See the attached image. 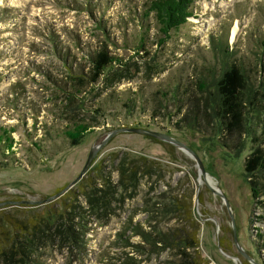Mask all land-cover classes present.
<instances>
[{"label": "rangeland", "instance_id": "rangeland-1", "mask_svg": "<svg viewBox=\"0 0 264 264\" xmlns=\"http://www.w3.org/2000/svg\"><path fill=\"white\" fill-rule=\"evenodd\" d=\"M149 1L0 0V137L14 140L9 154L0 143L2 248L3 233L19 235L44 217L50 229L29 234L43 242L36 264H180L176 250L148 244L134 235L138 228L180 244L196 235L205 264H263L264 173L254 200L244 170L252 136L230 154L205 91L225 58L259 68L264 0H195L194 16L162 45L156 21L145 17ZM106 42L123 63L76 95L67 74L88 73L87 56ZM75 125L90 131L76 146L66 136ZM263 125L264 101L247 121L254 135ZM124 128L185 144L206 178L177 146L121 132L79 179L91 150ZM122 169L127 187L119 186ZM99 190L107 206L91 208Z\"/></svg>", "mask_w": 264, "mask_h": 264}, {"label": "trees", "instance_id": "trees-1", "mask_svg": "<svg viewBox=\"0 0 264 264\" xmlns=\"http://www.w3.org/2000/svg\"><path fill=\"white\" fill-rule=\"evenodd\" d=\"M194 3L195 0L149 1L145 17L149 18L152 16L156 21L160 33L159 44H164L170 39L171 32L178 31L194 16ZM143 47H139L136 50L138 56L140 49H143ZM54 49H57V47L54 46ZM220 51L223 54L225 53V51ZM260 57L259 68L255 66L256 71L238 64L236 61H227L225 58L220 74H218L217 78L215 77L214 89L211 91L206 88L207 86L204 87L206 88L205 92H207L205 106H211V112L214 113V115L209 113L208 116L211 119L216 118L218 121V130L222 134L220 142L223 147L230 154L237 155L244 147L242 136H248V134L252 136L253 149L251 154L245 159L244 170L251 185L254 200H258L263 193V190L260 189V187L262 189L263 187L257 182L256 176L259 173H264V125L261 128V132L258 135H254V131L248 128L247 121L251 112H259V106L264 101V58H262V55ZM87 60L90 65L88 73L73 74L69 72L67 74V77L71 79L73 84L72 91L76 95L82 93L85 87H93L98 84L109 67L123 63L122 60L111 55L107 42L99 51L89 54ZM69 97L72 98L71 95ZM195 126L202 129L199 123ZM205 131L207 132L206 129ZM88 132L90 131L87 126L75 125L73 130L66 132V136L76 146ZM7 135L5 133L0 137V143L4 141L7 144L6 147L9 154L13 151L14 140ZM130 171L133 172V168ZM124 175L125 172L122 169L120 187H127L123 181ZM89 198H92L88 200L91 208H104L107 206L106 195L101 190L92 192ZM47 221L44 217L43 219H35L28 225H23L22 229L20 227L21 233L19 235L12 234L11 237L10 233H8L10 239H8V234L3 233L4 238H6L3 244L7 245L5 248L0 246V259L2 260L0 264H36L38 259L36 258V254L42 248L43 242L41 238L35 240L29 234L41 237L45 232L44 227L50 229ZM55 223H58L57 225L61 223L59 217ZM29 230L34 232L29 233ZM68 231L74 233L70 229ZM134 235L140 236L148 244L157 242L173 248L177 251L176 256L180 264H205L199 252V241L196 235L188 239L185 244H180V241L177 242L175 240L177 239L176 237H165L163 234H160L159 238H155V236L153 237V235L145 233L142 228L136 229ZM260 236L263 238L261 249L264 250V234ZM262 263L264 264V255H262Z\"/></svg>", "mask_w": 264, "mask_h": 264}, {"label": "water", "instance_id": "water-1", "mask_svg": "<svg viewBox=\"0 0 264 264\" xmlns=\"http://www.w3.org/2000/svg\"><path fill=\"white\" fill-rule=\"evenodd\" d=\"M121 132H131V133L144 134L146 136H149V137L155 138L157 140L164 141V142H167L169 144H172V145L177 146L181 150L188 152L189 154H191L192 156H194L196 158V160L198 161L199 167H200V171H201L200 174H201V176H203L204 178H206L207 173L204 170V166H203L202 161L185 144L179 142L178 140L174 139L173 137H171V136H169L167 134L160 133V132H157V131H151V130L141 129V128H124V129H119V130L113 131L112 133L109 134V136L101 144H99L98 146L94 147L91 150V152L89 154V157H88V160H87V162H86V164L84 166V169H83V171H82L79 179L86 173V171L88 170V168L91 166V164H92V162H93L96 154L99 152V150L108 142V140L113 135H115L116 133H121ZM218 194H220L224 198V196L221 193H218ZM231 217H232V215H231ZM232 221H233V217H232ZM245 256L247 257L248 260H250V258L247 255H245Z\"/></svg>", "mask_w": 264, "mask_h": 264}, {"label": "bare ground", "instance_id": "bare-ground-1", "mask_svg": "<svg viewBox=\"0 0 264 264\" xmlns=\"http://www.w3.org/2000/svg\"><path fill=\"white\" fill-rule=\"evenodd\" d=\"M235 37V36H234ZM210 183H212L211 181H210Z\"/></svg>", "mask_w": 264, "mask_h": 264}]
</instances>
